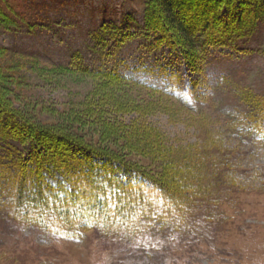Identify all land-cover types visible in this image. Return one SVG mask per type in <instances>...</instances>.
I'll list each match as a JSON object with an SVG mask.
<instances>
[{
  "label": "rangeland",
  "instance_id": "1",
  "mask_svg": "<svg viewBox=\"0 0 264 264\" xmlns=\"http://www.w3.org/2000/svg\"><path fill=\"white\" fill-rule=\"evenodd\" d=\"M27 1L34 0L23 3ZM31 7L38 16L32 28H0V47L12 58H35L49 67L79 59L91 69L157 86L161 91L154 94L140 85L121 84L126 100L139 108L115 111L116 122L149 124L181 148L195 146L196 155H202L205 142L220 141L223 161L216 162L199 199L192 232L184 228L167 238L144 231V236L130 238L86 231L71 240L61 231L46 232L5 214L0 215V264H264V139L238 131L249 124L252 112L257 116L252 121L264 127V26L237 48L213 49L201 64L202 73L192 74L178 53L143 27V0H36ZM34 80L27 91L43 106L31 113L47 125L66 120L51 114L54 109L65 116L88 114L91 107H80L84 98L100 94L94 89L99 78L82 74L61 75L53 84ZM106 88L109 98L119 97L118 88ZM166 88L174 90L166 94ZM149 94L156 103L137 104ZM91 120L95 118L86 122ZM83 131L77 134L97 139ZM126 159L136 166L148 163L132 153ZM181 183L171 180L173 186Z\"/></svg>",
  "mask_w": 264,
  "mask_h": 264
},
{
  "label": "trees",
  "instance_id": "2",
  "mask_svg": "<svg viewBox=\"0 0 264 264\" xmlns=\"http://www.w3.org/2000/svg\"><path fill=\"white\" fill-rule=\"evenodd\" d=\"M35 1L0 0V28H32L38 20L31 7ZM143 1V27L159 37L160 45L168 44L178 53L192 74L202 73L201 64L213 49L237 48L242 39L264 26V0ZM8 51L0 47V215L25 219L46 232L61 231L71 240L86 231L130 238L144 231L146 236L163 233L167 238L184 228L192 232L199 199L215 174L216 162L223 161L220 141L205 142L200 145L202 155H196L195 146L181 148L149 124L116 122L115 111L126 114L133 106L121 84L140 85L154 94L161 91L157 86L130 81L106 69H91L79 59L49 67L35 58H12ZM70 74L99 78L94 89L100 94L92 92L80 106L91 107V112L65 116L56 109L48 111L66 119L55 126L34 117L33 107L43 106L27 91L36 83L34 79L53 84L59 76ZM112 86L121 91L116 100L106 92ZM172 90L168 88L166 94ZM149 97L137 104L156 103L154 95ZM260 113L264 115V110ZM254 114H248L249 124L238 131L264 139V127L252 121L257 118ZM77 131L97 139L83 138ZM131 153L148 163H130L126 158ZM176 178L182 179V187L171 185Z\"/></svg>",
  "mask_w": 264,
  "mask_h": 264
}]
</instances>
